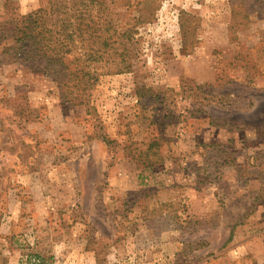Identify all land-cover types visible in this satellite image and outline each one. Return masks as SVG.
Segmentation results:
<instances>
[{
	"label": "rangeland",
	"instance_id": "rangeland-1",
	"mask_svg": "<svg viewBox=\"0 0 264 264\" xmlns=\"http://www.w3.org/2000/svg\"><path fill=\"white\" fill-rule=\"evenodd\" d=\"M106 5L130 69L89 105L0 67V264H264V0Z\"/></svg>",
	"mask_w": 264,
	"mask_h": 264
},
{
	"label": "trees",
	"instance_id": "trees-1",
	"mask_svg": "<svg viewBox=\"0 0 264 264\" xmlns=\"http://www.w3.org/2000/svg\"><path fill=\"white\" fill-rule=\"evenodd\" d=\"M106 8V0H41L39 8L11 16L0 23V67L13 63L51 77L70 104L89 105L100 75L130 69L132 29L100 15ZM261 56L262 64L246 67L252 83L264 74ZM34 257L44 264L39 254Z\"/></svg>",
	"mask_w": 264,
	"mask_h": 264
}]
</instances>
